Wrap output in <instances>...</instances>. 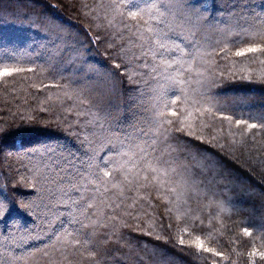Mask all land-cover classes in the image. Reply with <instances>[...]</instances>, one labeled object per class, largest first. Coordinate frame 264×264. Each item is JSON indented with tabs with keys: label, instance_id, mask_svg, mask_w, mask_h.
I'll return each mask as SVG.
<instances>
[{
	"label": "trees",
	"instance_id": "obj_1",
	"mask_svg": "<svg viewBox=\"0 0 264 264\" xmlns=\"http://www.w3.org/2000/svg\"><path fill=\"white\" fill-rule=\"evenodd\" d=\"M253 1L250 4V0H154L165 11L167 21L158 25L160 41L169 49L179 46L173 55H179L180 51L195 55L198 49L215 50L207 58L209 63L203 65L207 69L206 76L215 81L209 93L213 99L209 103L218 108L227 105L235 117L259 123L264 122V113L259 111L260 106L264 107L261 95L264 80L258 79L257 74L264 71V64L260 63L264 57L235 55V50L245 47L250 33L264 21V12L256 9L264 8V0ZM138 2L143 5L145 0H128V9L135 10L133 5ZM111 3L112 0H0V43L8 38L11 44H18V48H11L14 51L9 53L8 63L34 69L56 65L63 76L61 80L60 75H56L57 82L85 90L84 95L95 105L93 111L98 116L94 125H87V131L94 141L93 148L101 157L107 154L108 138L134 135L147 139L141 129L148 131L152 90L157 85L151 55L141 56L136 47L135 21L127 17L125 9H122L124 16L117 15L113 19ZM253 9L257 12L252 15L249 10ZM69 14L79 22L73 21ZM121 44L126 54L119 53ZM224 44L228 45L227 58L219 51ZM153 47L162 51L158 45L153 44ZM6 48L3 49L7 52L10 46ZM120 55L123 61L118 59ZM118 62L121 63L119 69L115 67ZM125 69L135 73V83L128 82ZM111 71L124 80L118 94L95 83ZM46 75L38 70L0 80V128L8 133L0 136V200L7 197L14 203L10 213L0 216V264H96L97 261L98 264H212L213 260L216 264H264V258L259 255L264 252V129H252L242 135L244 125L229 126L215 111L197 119V136L202 139L173 133L172 157L177 169L195 166L208 189L207 197L193 199L183 207V210L191 209L189 225L193 223L191 217L197 214L204 221L201 225L200 220H195L198 227L191 234H184L186 251H178L176 243L178 228L185 226V220H178L175 211L166 212V206L154 193L140 200L134 209H128L133 215L140 214L139 223L148 231H152L148 223L154 222L152 235L138 230L137 221L132 217H124L128 227H120L110 243L94 249L98 253L95 258L65 251L56 238L65 228L71 231L80 227L71 222L70 213L74 209L56 184L32 186L37 168L45 172L48 169L43 168L46 161L39 151L41 145L35 149L23 148V143L34 134L45 138L56 136L62 144L69 145L73 159L79 161L84 158L83 151L68 125L83 133L85 129L77 120L83 122L93 117L80 115L78 118L77 109L69 112L55 98L49 100L48 96L55 89L38 91L32 86L41 79L50 83ZM86 75L91 78L86 79ZM185 75L192 76V82L187 85L190 90L200 89L195 83V74ZM248 75L252 76L251 80L245 78ZM254 90L261 94H253L251 98L239 94H250ZM238 98H245V102L234 103ZM88 107L81 105L79 110L83 112ZM200 119L206 126L200 125ZM230 128L234 135L230 134ZM71 141L78 143V147ZM201 163H207L208 167L201 168ZM71 195L75 199L79 194ZM20 201L29 207L21 210ZM209 201H222L229 209L213 221L216 230L209 228L208 219L219 210L215 204L209 205ZM106 211L112 213L111 209ZM243 227L252 229V235H246ZM108 231L101 229L100 234ZM201 231L205 234L212 231L211 240L204 235L201 239L223 256L197 251L194 241ZM157 234L160 240L155 238ZM165 237L172 240L166 242ZM254 249L257 254L250 255Z\"/></svg>",
	"mask_w": 264,
	"mask_h": 264
},
{
	"label": "snow or ice",
	"instance_id": "obj_2",
	"mask_svg": "<svg viewBox=\"0 0 264 264\" xmlns=\"http://www.w3.org/2000/svg\"><path fill=\"white\" fill-rule=\"evenodd\" d=\"M128 0H112L109 5L113 19L115 16H124L125 9L127 17L133 21L135 31L133 35L136 37V47L140 49L141 56L151 55L153 60L152 72L157 78V85L152 90V115L148 121V131L143 132L147 139L134 135L117 136L113 140L107 139V154L103 157L93 148V139L87 131V125L95 124L98 116L93 111L95 105L84 95V89L73 88L71 84H62L57 82L56 75L59 73L56 65L41 67L34 69L32 67H21L18 64H9V53L14 51L9 49L7 52L0 48V80L13 77L19 73H33L40 71L47 73L45 79L50 83H44L41 79L38 84L32 85L40 90L55 89L56 91L48 96L51 100L55 98L57 103L66 107V110L72 112L77 109V117L80 115L92 116V120L79 121L77 123L84 127L85 131L81 133L79 128H74L72 124L68 125V129L79 141L80 149L83 151L84 158L76 161L73 159L74 153L67 148L59 145H41L39 151L42 159L46 161L43 168L48 169L47 172L41 168H37L32 185L36 187L39 183H52L57 185L58 191L62 196L68 198V205L74 211L70 213L72 223L79 224V228L69 231L67 228L57 235L56 242L64 247L65 251H72L80 256L87 254L89 258H95L98 253L94 250L101 244H108L111 239L116 236L120 227H128V222L124 217H132L137 221V229L144 232L145 235H152L155 230L154 222L148 223V231L139 223L140 214L133 215L128 209H134L140 200L145 197H151L153 193L157 200L163 203L165 211L172 213L175 211L177 219H184L185 226L178 228L176 235V243L179 245L178 251L184 252L186 243L184 234H191L198 226L195 220H200V224L204 223L203 219L197 214L192 216L193 223L189 225L187 219L191 209L183 210L184 205H188L193 199L201 196L207 197L208 189L203 179L195 171V166L178 170L175 159L172 157L173 151V133H183L197 139V119L213 111L223 120L227 121L229 126L233 123L239 128L244 125L242 135H246L252 129H264V122L250 121L248 119L237 118L231 111L229 106L218 108L216 105L209 103L213 99L210 95L211 88L215 85V81L206 76L207 69L204 64L209 63L208 57L212 52L197 50L195 55L180 51L179 55L172 53L179 49L176 45L174 49L160 41L161 29L159 24H166L165 11L154 2L148 3L147 0L141 5L139 2L133 5L135 10L128 9ZM112 24V21H109ZM123 39V37H120ZM153 44L158 45L162 51H157ZM228 45L224 44L219 49L220 53H224L225 58L228 55ZM127 50L124 45L119 47V53H125ZM249 54H259L256 58L264 57V21L261 26L250 33V39L245 47L237 48L235 55L246 57ZM123 56H118L123 61ZM264 64V59L260 60ZM117 69L121 68V63H116ZM55 73V75H54ZM195 74L197 79L195 83L203 90H190L187 87L192 82V76L185 74ZM129 83H135L133 76L135 73H128ZM90 79V76L85 77ZM252 79L251 75L245 77ZM257 78L264 80V71L257 74ZM98 87L107 89L112 94H118L124 87V80L118 76L117 72L111 71L101 79L95 81ZM66 102H72L66 104ZM245 98H238L234 103H244ZM81 105H89L83 112L79 110ZM179 108V110H178ZM198 114V116L196 115ZM200 125H204L202 119L199 120ZM101 127H103L101 125ZM230 134L231 128L229 129ZM8 133L5 129L0 128V136H6ZM234 135V134H233ZM179 139V138H177ZM214 139V138H213ZM222 147V145H221ZM103 150V149H101ZM201 168H207V163H201ZM71 193H78L77 198H73ZM128 201H131L128 203ZM215 204L218 212L215 216L209 217L208 226L212 230L215 229L214 220L219 219L222 214L229 211L225 203L222 201H209V205ZM14 203H10L5 197L0 200V216H4L12 211ZM67 206V205H66ZM149 206H152L150 202ZM18 207L25 210L29 207L23 201H20ZM108 209L112 210L109 214ZM120 212L117 213L116 210ZM92 210V211H90ZM147 215V213H144ZM169 228L172 224L168 225ZM84 229L89 231L85 232ZM101 229H108V232L100 234ZM242 231L248 235H252V229L243 227ZM204 235L205 239H212V231L206 234L201 231L200 235H196L195 246L197 251L211 252L213 256H223L222 252H217L214 248L205 245V239H201ZM157 240L161 236H155ZM166 242H170L172 237H165ZM192 244V241L188 242ZM255 249L250 255L255 256ZM264 258V252L259 253ZM67 259V257H65ZM211 259V257H208ZM71 264V262H70ZM98 264V261L96 262ZM212 264H216L215 260Z\"/></svg>",
	"mask_w": 264,
	"mask_h": 264
},
{
	"label": "rangeland",
	"instance_id": "obj_3",
	"mask_svg": "<svg viewBox=\"0 0 264 264\" xmlns=\"http://www.w3.org/2000/svg\"><path fill=\"white\" fill-rule=\"evenodd\" d=\"M2 1H5V0H2ZM254 1L253 0H250V4H252ZM60 3L62 4V1H60ZM29 5V4H28ZM257 10H260V11H262V12H264V8L262 9L260 6L259 7H257L256 8ZM257 10L255 11L254 9L253 10H249L250 12H251V14L253 15V14H255V12H257ZM210 10H208L207 12H209ZM73 12H74V10H73ZM70 15V14H69ZM70 17H71V19L73 20V21H77V22H79L78 21V18H76L75 16H73V15H70ZM10 37H12V35H10ZM7 46H10V49L13 47V48H18V44L17 43H14V44H11V42H10V40L8 39V38H4L2 41H1V43H0V47H2V48H5V49H7L6 47ZM240 95H242V96H248L249 98H251L252 97V95L254 94V95H259V94H261L258 90H254L253 92H251L250 94H247V93H239ZM238 94V95H239ZM263 97H264V91H263V93L261 94ZM237 96V95H236ZM260 108L261 109H259V111L260 112H263L264 113V107L263 106H260ZM47 129H51V128H47ZM50 131H54V130H48V132H50ZM58 135V134H57ZM60 136V135H59ZM56 136H53V137H47L46 136V138L45 137H43V136H41V135H36V134H34L33 136H31L30 137V139H28V140H24V143H23V148L25 147V148H32V149H35L37 146H40V145H42L43 143H45V142H50V143H52V144H54V145H59V146H63V147H65V148H69V145L68 144H62L61 143V140H57V138H55ZM23 139H25V138H23ZM72 142V144H74V146L75 147H78V143H74L73 141H71ZM71 151V150H70ZM3 154V153H2Z\"/></svg>",
	"mask_w": 264,
	"mask_h": 264
}]
</instances>
